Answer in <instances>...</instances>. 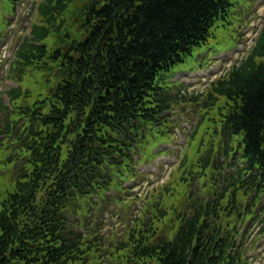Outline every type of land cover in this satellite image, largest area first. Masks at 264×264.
<instances>
[{"label": "trees", "instance_id": "trees-1", "mask_svg": "<svg viewBox=\"0 0 264 264\" xmlns=\"http://www.w3.org/2000/svg\"><path fill=\"white\" fill-rule=\"evenodd\" d=\"M230 1L45 0L39 7L43 26L35 36L52 42L53 48L24 47L17 65L46 72L61 83L30 110L36 117L23 128L31 133L24 146L29 162L68 177L81 166L106 167L112 156L131 147L135 122L158 121L161 111L171 108L162 79L212 39L230 14ZM256 57L264 58V30L249 59L217 83L208 109L214 111L210 120L217 127L228 122L233 131L247 134L252 161L264 152V62L257 64ZM34 169L1 202L0 264L71 260L53 212L61 208L59 198L75 194L59 187L48 191L47 182L37 191L49 175L41 165ZM224 212L219 206L201 205L192 217L179 219L180 234L173 242L164 244L162 238L141 256L149 264H225L226 247H235L224 227L231 226L227 221L233 214ZM150 233L140 243L147 245L158 236L155 229Z\"/></svg>", "mask_w": 264, "mask_h": 264}, {"label": "rangeland", "instance_id": "rangeland-1", "mask_svg": "<svg viewBox=\"0 0 264 264\" xmlns=\"http://www.w3.org/2000/svg\"><path fill=\"white\" fill-rule=\"evenodd\" d=\"M32 0H20L18 5L19 11L23 10V12H18V20L12 19L10 22L11 30L7 35V38L13 37L16 33L17 36L15 45H19L23 39L26 37L25 33V25L30 20L31 11H32ZM8 3V0H6ZM243 9H241L242 11ZM244 21L239 27V50L229 52V56L222 54V58L218 61L219 64L212 63L211 70L208 71L210 74V78H206L204 80H197L195 75V71H189L186 69L185 71L191 76L195 77L190 83V88L188 89L195 94H201L206 91V88L209 86L210 82L216 77L220 76L222 73L226 72L232 65H234L242 56L245 55L246 51L252 46L254 40L256 39L258 32L261 28V24L264 18V0H251L250 6L246 10V14L243 15ZM5 19H8L5 17ZM233 46V41L226 35L219 36V43L214 44L215 49L225 48ZM219 51H210L207 54L208 58H214ZM233 53V55H232ZM231 56V57H230ZM231 62H226L232 59ZM225 62V63H223ZM7 61L3 60L0 64L1 69H5ZM192 62H189L186 66L188 68L191 66ZM9 68V65L7 69ZM8 71H0V95L2 92L7 91L10 88L18 87L17 83L13 81H9L7 79ZM36 85L32 82L29 87L34 89ZM5 100H7V96H3ZM187 112L186 116H183L182 113ZM199 111L195 109L188 108V110H184L177 116L176 124L179 125V128L182 131L183 138H173L168 143H161L159 146L163 149L171 150V152L167 154H160L154 156L152 159L142 161L141 169L145 171L148 175L143 178H138L137 180L124 182L123 185L131 187V192H135V195L129 197V194H120L119 198L122 201H128L129 205L123 207L113 201V199L107 198L100 210L96 212L100 228H103L102 235L105 240H109L111 242L120 241L122 235H124L128 228H131L134 225V217L137 215V211L140 209L142 205V200L152 191H161L160 188L171 187V184H175L178 180V177L181 176L182 169L178 167L179 162L182 160L185 150L189 144L187 138L194 133L196 126L200 123ZM173 130V129H171ZM186 140L187 143H184ZM155 153V152H154ZM175 160V162H174ZM11 164L3 161V151H0V199L6 195L8 191L7 189L12 188L11 175L8 171L10 169ZM97 231H99L97 229ZM107 247V244H106ZM256 247L249 251L253 252ZM262 249V248H261ZM102 254H95V257L98 258V261L104 262V264H110L111 259L116 255H113L112 258L108 259L110 250H103ZM250 259H254L252 264H264V254L260 253L259 255L255 253L252 254Z\"/></svg>", "mask_w": 264, "mask_h": 264}]
</instances>
